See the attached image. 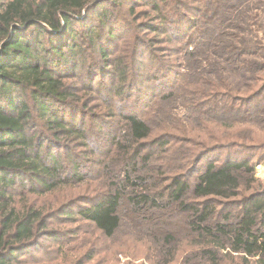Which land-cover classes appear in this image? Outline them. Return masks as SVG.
I'll use <instances>...</instances> for the list:
<instances>
[{
  "label": "trees",
  "instance_id": "obj_1",
  "mask_svg": "<svg viewBox=\"0 0 264 264\" xmlns=\"http://www.w3.org/2000/svg\"><path fill=\"white\" fill-rule=\"evenodd\" d=\"M179 2L183 1L142 3L157 13L156 17L149 12L144 15L146 30L160 20L155 28L168 35L166 42L180 41L183 60L177 71L176 64L160 55L152 40L145 37L136 35L138 47L135 45V53H130L126 48L130 40L125 36L130 27L118 20L114 12H101V26L87 25L92 8L100 9L102 0H0V264H23L15 255L37 243L43 225L42 208L28 203L27 195L18 201L14 197L18 190L35 193L38 186L51 190L81 179L79 165L70 172L65 169V162L48 154L64 135L81 138L82 146L87 145L85 131L77 124L69 125L65 118L81 109L78 97L70 91L72 87L63 81L67 76L57 72L90 66L87 59L80 57L85 53V44L83 49L70 47V53L64 51L71 41L77 37L85 39L87 34L91 41L99 37L107 40V46L96 45L100 54L95 50L104 61L116 52L112 92L118 97L117 110L125 123L117 140L120 151L111 161L121 162L125 171L119 183L112 181L108 191L81 207L78 214L112 238L122 228L119 211L122 199L128 196L131 210L141 215V226L148 224L150 232L152 226L157 232L152 223L153 211H163L160 223L173 210L185 215L191 235L190 250H194L199 264H264V193L243 192L245 185L253 187L256 182L254 159L243 157L244 151L238 149L241 158L210 162L194 180L165 165L153 164L154 151L177 143L180 137L175 139V127L169 126L175 120L172 114L167 113L160 121L167 123L168 129L156 134L160 129L150 124L149 114L137 112V99L144 94L139 81L134 82L139 77L138 50L145 43L152 59L148 60L149 77L166 71L171 79L170 90L158 96L152 107L161 101L169 106L190 101L183 116L193 114L197 105L201 110L204 104L201 115L236 123L264 114V0H201L202 21L198 27L190 17L184 18ZM109 3L120 6L117 0ZM80 25L85 29L80 31ZM119 32L124 42L109 50L110 41L123 37ZM87 86L91 88L93 82ZM143 100L147 104L148 98ZM109 102L116 108L112 100ZM38 117L44 119L43 125H39ZM43 127L53 132L52 140L43 137ZM190 138L206 144L200 135ZM103 175L110 180L119 178L112 170H104ZM28 181L33 183L29 188L24 186ZM161 183L164 191H157ZM235 205L240 207L235 216L225 212ZM145 211L150 212L148 219ZM164 230H168L166 225L160 232ZM163 234L153 232L152 244L161 249L164 263L173 262L178 257V246L172 243L177 239L173 233Z\"/></svg>",
  "mask_w": 264,
  "mask_h": 264
},
{
  "label": "rangeland",
  "instance_id": "obj_2",
  "mask_svg": "<svg viewBox=\"0 0 264 264\" xmlns=\"http://www.w3.org/2000/svg\"><path fill=\"white\" fill-rule=\"evenodd\" d=\"M102 1L103 4L100 9L92 8V14L89 15L86 22L87 25L101 26L99 18L101 12L106 10L111 13L112 11L118 16V20L130 27L125 35L130 40L126 47L130 53H135L136 47H138V44H135L137 37H145L152 40L154 49L157 48L160 55L164 54L165 58L173 62L171 64H176V70H180L178 63L182 65L180 61L183 60L181 53L183 47L180 41L166 42L168 35L162 32V29L155 28L161 23L160 20L153 24L155 27L146 30L148 22H146L147 16L144 15L149 12L151 17H156L157 13L154 12L153 7L146 3L142 4L144 0H117L120 6L110 4V0ZM182 1L179 3L182 13H185L184 18L188 16L191 22L197 24V27L201 25V0ZM150 2L157 3L158 0H150ZM136 14L142 15L138 17ZM85 15L86 10L83 12V16ZM116 25H118L117 22L114 23L115 27ZM80 26V31L85 29L84 25ZM106 33L107 30L104 31V34ZM118 34L120 35V32ZM87 35L84 37L85 39L77 37L71 41L69 48L64 51L70 53V47L83 49L85 44V53L80 57L87 59L90 66L75 69V71H61V69L57 71L67 76L64 77L65 80L63 81L72 87L70 91L78 97L77 103L81 109L79 112L74 110L73 116L65 118L69 125L77 124L81 127L82 132L85 131L87 145L82 146L83 140L81 138H69L64 135L60 138L61 141L53 146L56 149L50 148L48 154L49 157H57L65 162L64 167L70 172L79 165L81 179L79 178V181L72 180L69 185H64L62 188L55 187L51 190L38 186L39 190H36L35 193L31 192L32 190L27 191L28 189L18 190L14 196L18 201L22 200V195H27L29 196L26 200L28 203L34 202L39 208H42L41 224L43 225L37 243L23 250L21 254H16L15 257L23 260V264H199L195 260L194 250H190L191 241L188 237L191 235L187 218L175 210L166 213L167 218L162 223H160L159 218L163 211L151 212L152 223L156 225L157 232L154 230L155 226H152L150 232L148 224L141 226V215L131 210V205L127 201L128 196H125L119 211L123 221L122 228L112 238L104 236L92 221L83 219L78 214L81 207L90 205L91 201L93 202L95 198L108 191L112 181L119 183V179L123 178L125 171V168L120 165L121 162L111 161L116 159V157L113 158L114 154L120 151L119 148H116L117 140L123 134V124L125 123L123 115L117 110L116 100L118 101V97L112 92L116 83L117 71H115L114 63L116 52L110 53V59L104 61L98 55L97 46L104 45L107 40H104L105 37H99L97 40L91 41V35ZM122 36L121 34L120 37ZM123 38L124 36L120 41L117 39L110 41L109 50L114 49L118 42L122 44ZM143 45L137 54L136 70L139 77L134 81L135 83L139 81V89L142 91L141 94H144L143 97L140 96L141 98L137 99V112L149 114L150 124L155 129H160L157 130L156 134L167 130L169 126H174L172 132L175 139L176 136L180 137L176 139L177 143L156 147L157 150L154 151L155 157H153L152 163L165 165L176 173H183V175H188L190 179L194 180L210 162L220 163L225 159L241 158V154H237L239 153L237 150L241 149L244 151L243 157L251 156L256 164L254 175L256 182H253V187L245 185L244 194L248 195L258 191L264 193V114L258 117L244 118L236 123L231 120H220L215 116L201 115L204 104H202L201 110L200 106L197 105L193 114L183 116L185 107L191 104L190 101H177L173 106L161 101L159 105L152 107L158 96L163 95L168 89L170 90L169 81L171 82V79L167 78L169 74L166 71L149 77L148 60L152 61V59L148 55L149 47L145 43ZM42 51L45 52V50ZM92 82L93 86L88 89L87 84ZM132 83L133 80H130V87H132ZM143 98H148L147 104L143 102ZM110 100L113 101L116 108L110 102L108 103ZM79 107L75 105L77 111ZM167 113L172 114L173 119H175L171 121L173 124H169V126L165 122H160ZM37 121L39 125L44 124V119L40 117L37 118ZM43 131V137L47 136V141L52 140L53 132L46 127H43ZM197 135H200L206 144H202L199 139L190 138H197ZM224 144H226L224 147L217 146ZM238 144L240 146H237ZM148 149L152 152L151 148ZM189 159H191L189 164L184 165L183 163ZM104 170H112V174L118 173L119 178L113 180L106 178L103 175ZM22 183L24 184V182ZM32 184V181H28L24 186L27 185L29 188ZM17 186L20 188L19 184ZM126 190L129 192V188ZM160 190L164 191L163 183L157 187V191ZM20 193L23 194L20 195ZM225 208L222 209V212ZM239 209L240 207L235 205L227 208L225 212L234 213L235 216ZM145 212L148 219L150 212ZM164 225L168 230L160 232ZM153 232L158 236L164 235L163 233L166 232L174 234L177 240L172 244L175 247L178 246V257L173 262L164 263L161 249L152 244Z\"/></svg>",
  "mask_w": 264,
  "mask_h": 264
}]
</instances>
